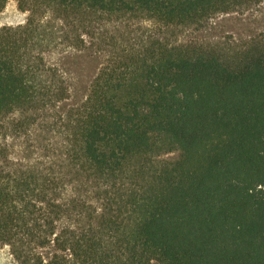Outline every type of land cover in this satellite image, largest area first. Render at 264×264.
Returning a JSON list of instances; mask_svg holds the SVG:
<instances>
[{
    "label": "trees",
    "instance_id": "trees-1",
    "mask_svg": "<svg viewBox=\"0 0 264 264\" xmlns=\"http://www.w3.org/2000/svg\"><path fill=\"white\" fill-rule=\"evenodd\" d=\"M13 1L28 17L0 28V118L69 99L44 56L53 21L190 25L256 0ZM66 126L71 176L0 165L15 264H264V49L226 62L155 43L102 68Z\"/></svg>",
    "mask_w": 264,
    "mask_h": 264
},
{
    "label": "rangeland",
    "instance_id": "rangeland-1",
    "mask_svg": "<svg viewBox=\"0 0 264 264\" xmlns=\"http://www.w3.org/2000/svg\"><path fill=\"white\" fill-rule=\"evenodd\" d=\"M27 17L15 1L9 0L0 13V28L23 25ZM73 22L51 23L47 38L53 45L44 53L47 63L66 78L69 99L0 118V165H7L10 171L54 167L65 176L72 175L67 154L71 146L67 117L86 100L94 79L106 66H120L155 43L215 54L226 62L264 49V0L190 25H167L131 15L92 20L84 25ZM180 159L181 152L175 151L156 157L155 164H173ZM95 192V186L86 183L80 194L93 196ZM0 264H15L6 247H0Z\"/></svg>",
    "mask_w": 264,
    "mask_h": 264
}]
</instances>
